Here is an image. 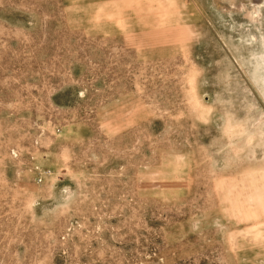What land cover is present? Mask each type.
Here are the masks:
<instances>
[{"label":"rangeland","instance_id":"obj_1","mask_svg":"<svg viewBox=\"0 0 264 264\" xmlns=\"http://www.w3.org/2000/svg\"><path fill=\"white\" fill-rule=\"evenodd\" d=\"M251 1L0 0V264H264Z\"/></svg>","mask_w":264,"mask_h":264},{"label":"bare ground","instance_id":"obj_2","mask_svg":"<svg viewBox=\"0 0 264 264\" xmlns=\"http://www.w3.org/2000/svg\"><path fill=\"white\" fill-rule=\"evenodd\" d=\"M252 2V1H251ZM255 6H257L259 4V0H253L252 2ZM256 12V11H255Z\"/></svg>","mask_w":264,"mask_h":264}]
</instances>
